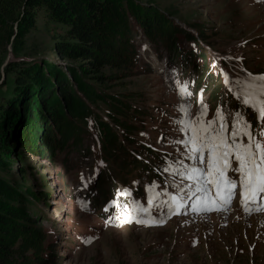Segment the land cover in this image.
Masks as SVG:
<instances>
[{
    "label": "rangeland",
    "instance_id": "374dc122",
    "mask_svg": "<svg viewBox=\"0 0 264 264\" xmlns=\"http://www.w3.org/2000/svg\"><path fill=\"white\" fill-rule=\"evenodd\" d=\"M120 2L127 14L132 10L131 4L154 9L150 15L154 16L151 22L158 27L155 31L168 19L172 25L188 31L194 39L177 32V47L195 53L198 45L204 47L207 57L197 56L196 61L200 64L204 58L208 68L200 65L198 69L196 62L182 58L174 61L164 43L147 37L136 11L127 16L131 20L127 37L133 43L134 53L131 49L125 55L118 53L120 60L112 51L104 55L100 52L108 63L101 70L100 80L82 72L85 60H71L60 54L55 45L58 40L72 42L64 37L61 25L40 14L35 28L24 33L19 41L18 21L1 22L0 85L5 83V90L17 88L11 81L10 70L6 73L5 65L2 67L6 59H19L17 65L33 69L41 59L51 60L70 78L69 66L81 72L76 75V98L101 89L103 94L116 96L128 108L142 112L124 117L140 127L130 134L133 141L125 142L123 150L110 160L96 156L93 130L84 132L83 148L88 152H67V163L77 161L67 168L61 167L63 152L57 153L59 167L50 166L47 155L42 153L45 147L35 150L31 135L26 140L11 142L10 165L1 175L13 178L19 192L5 198L3 206L23 210L29 216V224L25 232L4 238L9 237L16 250L15 258L24 254L30 264H264V210H256L253 204L246 213L237 198L238 187L227 207L217 205L219 210L206 211L201 202L194 210L196 198L203 193L196 192L194 182L182 178L179 172L197 162L187 159V146L178 142L190 135L182 130L185 126L180 121L198 119L204 106L205 121L215 119L220 109L229 133L233 115L239 111L251 124L253 135L264 140L260 135L264 122L258 121L257 113L243 105L242 97L235 94L249 80V73L254 77L264 74V0ZM185 87L190 96L182 95ZM9 102L7 97L0 98L7 110ZM185 102L191 106L189 114L180 110ZM90 103L86 109L91 110V115L97 113L100 119L112 124L105 118L106 108L100 101H96L97 105ZM62 116L57 117L55 126L66 121V114ZM14 121L11 115L7 127L4 126L8 134H16ZM111 127L121 134L117 127ZM56 134L57 131L49 130L42 136L49 137L46 149L56 143ZM69 138L71 141L73 136ZM240 139L246 142V137ZM23 141L24 147L20 146ZM201 167H206V163ZM228 174L238 179L231 169ZM180 188L184 190L181 192ZM149 195L154 197L151 206ZM174 195L181 203L178 210L169 207ZM211 195L215 197L214 189ZM137 202L148 211H138ZM37 248L41 249L38 260L30 252Z\"/></svg>",
    "mask_w": 264,
    "mask_h": 264
},
{
    "label": "trees",
    "instance_id": "16d2710c",
    "mask_svg": "<svg viewBox=\"0 0 264 264\" xmlns=\"http://www.w3.org/2000/svg\"><path fill=\"white\" fill-rule=\"evenodd\" d=\"M131 9L127 14L120 0H0V23L9 19L17 20L16 39L20 41L24 33L35 28V19L42 14L55 24L61 25L64 37L72 41L68 43L58 40L59 43L55 45L60 50V54L71 60H76L77 57L85 60L86 65L82 72L94 80H100L103 78L101 70L108 64L101 54L112 51L122 60L118 53L128 54L129 49L132 50L131 53H134L133 43L127 37L131 31L129 24L131 20H128L127 16L136 11V14L140 13L137 21L143 26L147 37L150 40H156L155 42L164 43L172 52L174 61L182 58L188 62H196L198 69L200 65L208 68L204 58H202L204 62L200 64L196 61L197 56L207 57L204 47L198 45L200 52L197 53L192 49L185 51L177 47L180 33L194 39L188 31L172 25L170 19L163 21L161 24L165 23V25L155 31L158 27L151 22L154 16L150 15L154 9L133 4ZM15 60H9L3 69L6 73L10 70L9 73L12 75L10 80L17 88L5 90L3 88L5 83L0 85V98L7 97L10 101L9 104L7 103L8 110L0 104V264H30L24 254L18 259L15 258L16 250L10 244L9 237L4 238L9 234L13 236L17 232H25L29 224L26 221L29 220V216L23 210L18 207L4 208L3 206L5 198L15 191L19 192V189L14 187L13 178L1 175V171L10 165L9 155L13 153L10 149L11 142L15 143L19 138L26 140L31 135L35 150L45 147L42 153L47 155L50 166L59 167L56 162L57 153L63 152L61 167L67 168L70 167L68 165L71 162L77 163L76 160L67 163V152L71 149L80 155L88 152L89 149L83 148L84 132L93 130L97 139L93 148L96 156L110 160L118 151L123 150L125 142L128 144L133 141L134 137L130 134L140 127L124 117L132 112L137 115L142 113L134 107L128 108L125 102L117 99L116 96L103 94L101 89L96 91L97 93L90 90L85 96L76 98L77 90L74 87L77 84L76 75L77 72H81L71 66L68 69L70 78L55 61L41 59L36 62L33 69L32 66L27 68L28 65L19 66L16 64L19 59ZM89 93L93 94L89 95ZM96 101H100L106 108L105 118L112 124L100 119L97 113L91 115V110L86 109L88 102L97 105ZM10 114L15 120L13 128H16V134H8L5 130L11 118ZM62 114H66V121L55 126L57 117H61ZM112 125L120 132L122 131L121 134L117 133L111 127ZM4 126H6L5 129ZM41 130H44L43 135L49 133V130L58 132L56 143L51 144L52 146L50 145L47 149L46 142L49 137H42ZM70 136H73L71 141ZM25 143L26 141H23L20 146H26ZM9 224L11 227H8ZM40 250L37 248L30 251L37 260L40 257L38 254ZM49 253H51L50 250Z\"/></svg>",
    "mask_w": 264,
    "mask_h": 264
},
{
    "label": "snow or ice",
    "instance_id": "6c2138e0",
    "mask_svg": "<svg viewBox=\"0 0 264 264\" xmlns=\"http://www.w3.org/2000/svg\"><path fill=\"white\" fill-rule=\"evenodd\" d=\"M248 75L249 80L244 82L240 91L235 94L238 98L242 97L243 105L251 107L257 113L258 121L264 122V74L258 77L251 73ZM181 91L185 97L191 95L186 87ZM190 107L185 102L180 105V110L189 114ZM206 112L207 106H204L198 113V119L180 121L185 126L182 130L189 131L190 135L186 140L178 142L187 146V159L195 160L197 163L180 171L179 175L194 182L196 192L203 193L202 197L196 198L194 210L201 206V202L203 210L206 211L217 208V205L227 207L231 204L237 187L240 202L246 213L252 210L253 204L256 205V210H264V140L253 135L251 124L239 111L233 115L230 133L227 131L228 125L220 109H217L215 119L207 121L203 119ZM260 135L264 136V129H261ZM241 137H246V142L241 140ZM205 163L206 167H201ZM229 169L238 174V179L227 174ZM152 187L154 185L149 186V190ZM213 189L215 197L211 195ZM179 190L182 192L184 189ZM153 200L154 197L149 195V206L153 204ZM171 201L170 210L173 206L178 210L181 206L178 197L171 196ZM136 209L145 213L148 211V208L138 202Z\"/></svg>",
    "mask_w": 264,
    "mask_h": 264
},
{
    "label": "water",
    "instance_id": "95a60500",
    "mask_svg": "<svg viewBox=\"0 0 264 264\" xmlns=\"http://www.w3.org/2000/svg\"><path fill=\"white\" fill-rule=\"evenodd\" d=\"M7 62H8V59H6L4 62H3V65H2V67L4 66V65H6L7 64ZM2 76H3V71H2V74H1ZM2 76H1V78H0V81L2 80Z\"/></svg>",
    "mask_w": 264,
    "mask_h": 264
}]
</instances>
